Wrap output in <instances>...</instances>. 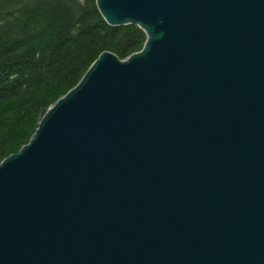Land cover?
Wrapping results in <instances>:
<instances>
[{
	"label": "water",
	"instance_id": "water-1",
	"mask_svg": "<svg viewBox=\"0 0 264 264\" xmlns=\"http://www.w3.org/2000/svg\"><path fill=\"white\" fill-rule=\"evenodd\" d=\"M104 50L0 161V264H264V0H95Z\"/></svg>",
	"mask_w": 264,
	"mask_h": 264
},
{
	"label": "trees",
	"instance_id": "trees-1",
	"mask_svg": "<svg viewBox=\"0 0 264 264\" xmlns=\"http://www.w3.org/2000/svg\"><path fill=\"white\" fill-rule=\"evenodd\" d=\"M145 39L135 24L109 25L95 0H0V161L102 51L124 59Z\"/></svg>",
	"mask_w": 264,
	"mask_h": 264
},
{
	"label": "rangeland",
	"instance_id": "rangeland-1",
	"mask_svg": "<svg viewBox=\"0 0 264 264\" xmlns=\"http://www.w3.org/2000/svg\"><path fill=\"white\" fill-rule=\"evenodd\" d=\"M17 152V151H16Z\"/></svg>",
	"mask_w": 264,
	"mask_h": 264
}]
</instances>
